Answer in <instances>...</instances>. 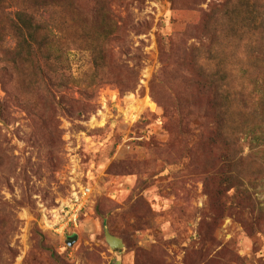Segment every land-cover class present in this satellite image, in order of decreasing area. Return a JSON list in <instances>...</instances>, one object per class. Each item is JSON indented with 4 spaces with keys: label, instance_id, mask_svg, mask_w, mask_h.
<instances>
[{
    "label": "rangeland",
    "instance_id": "1",
    "mask_svg": "<svg viewBox=\"0 0 264 264\" xmlns=\"http://www.w3.org/2000/svg\"><path fill=\"white\" fill-rule=\"evenodd\" d=\"M48 1L0 0V264H264V0ZM25 7L71 43L2 72Z\"/></svg>",
    "mask_w": 264,
    "mask_h": 264
},
{
    "label": "trees",
    "instance_id": "2",
    "mask_svg": "<svg viewBox=\"0 0 264 264\" xmlns=\"http://www.w3.org/2000/svg\"><path fill=\"white\" fill-rule=\"evenodd\" d=\"M42 2L39 3V6L41 7V9L43 8H47L50 6H57L60 9H62V12L67 8V4L64 5H57L54 4L53 2H50L48 0H41ZM43 7V8H42ZM38 10H33L30 7H25L24 9L17 11L16 12V21H13V25L19 30V42H18V49L19 51H24L23 57L20 53H17L16 50H12V54L15 56H18L20 58V60L18 59H14V61H12V63H5L3 65V68L1 69V71H8L9 70V66L11 64H13V66H16V63L18 61H22L23 63L26 62H35V60H38L39 57V53L42 54H47L44 55L45 57L49 56L48 60H57V59H62L64 57V48L65 47H69L70 43L68 40V36H69V23H70V19L67 18L66 16H61L58 18L57 22H56V26L53 25V28L49 27V25L46 24L45 21L41 20L40 18H38L37 13ZM61 12V14H62ZM69 43V44H68ZM23 50H22V49ZM17 49V48H16ZM53 52V53H52ZM107 51H101L99 53H97L96 58L99 60H102V67H104V65L106 67L107 64H109V62L112 60H107ZM125 54V53H124ZM111 57L113 58L114 55H111ZM65 58V57H64ZM115 58V57H114ZM113 58V59H114ZM134 57H132L133 59ZM131 56H127L126 60H130ZM3 59H0V61H2ZM117 62V68H118V72L120 71V75L121 73H129L130 71H133L132 68L129 67L128 64H126L125 59H120V55H118L116 57V59H114ZM39 64V61H36ZM110 62V63H111ZM38 72L33 73V75H37V73H40V76H42L43 78L45 77V79L47 78L45 73V69L41 66L38 65ZM67 68V65H62L59 66L56 65V68H54V72L56 73L57 76H59L60 81H63V83H65V79L67 78L66 74H65V69ZM102 78H105V76L103 75ZM138 85V83H136V80H134L129 86V89H135L136 86Z\"/></svg>",
    "mask_w": 264,
    "mask_h": 264
},
{
    "label": "water",
    "instance_id": "3",
    "mask_svg": "<svg viewBox=\"0 0 264 264\" xmlns=\"http://www.w3.org/2000/svg\"><path fill=\"white\" fill-rule=\"evenodd\" d=\"M106 241L112 248H121L124 246L123 240L110 233L108 230L105 233Z\"/></svg>",
    "mask_w": 264,
    "mask_h": 264
},
{
    "label": "built area",
    "instance_id": "4",
    "mask_svg": "<svg viewBox=\"0 0 264 264\" xmlns=\"http://www.w3.org/2000/svg\"><path fill=\"white\" fill-rule=\"evenodd\" d=\"M84 193H86V192H84Z\"/></svg>",
    "mask_w": 264,
    "mask_h": 264
}]
</instances>
